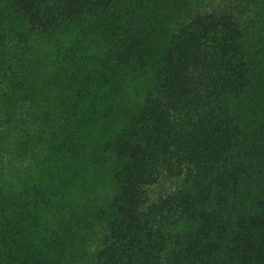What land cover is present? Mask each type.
Returning <instances> with one entry per match:
<instances>
[{"label": "trees", "instance_id": "obj_1", "mask_svg": "<svg viewBox=\"0 0 264 264\" xmlns=\"http://www.w3.org/2000/svg\"><path fill=\"white\" fill-rule=\"evenodd\" d=\"M4 157L0 264H264V0H0Z\"/></svg>", "mask_w": 264, "mask_h": 264}, {"label": "rangeland", "instance_id": "obj_2", "mask_svg": "<svg viewBox=\"0 0 264 264\" xmlns=\"http://www.w3.org/2000/svg\"><path fill=\"white\" fill-rule=\"evenodd\" d=\"M12 165L15 168L22 170V171L27 169L26 168L27 164L24 165V162H20V164L13 163V162H11L10 164H7L5 157L0 159V166H2V167H6L8 169H11ZM14 179H16V181H18V178H14ZM176 186H177V180H167V179L161 178L153 186H151L147 189L146 195L150 201H153V200L171 192L172 190L175 189Z\"/></svg>", "mask_w": 264, "mask_h": 264}]
</instances>
